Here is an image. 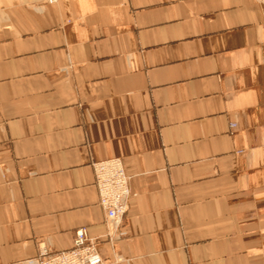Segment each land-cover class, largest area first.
Masks as SVG:
<instances>
[{
  "label": "crops",
  "instance_id": "0c3cea01",
  "mask_svg": "<svg viewBox=\"0 0 264 264\" xmlns=\"http://www.w3.org/2000/svg\"><path fill=\"white\" fill-rule=\"evenodd\" d=\"M0 0V264H264L259 0ZM233 125V127H232ZM132 194L109 236L92 162Z\"/></svg>",
  "mask_w": 264,
  "mask_h": 264
},
{
  "label": "built area",
  "instance_id": "2783aa9c",
  "mask_svg": "<svg viewBox=\"0 0 264 264\" xmlns=\"http://www.w3.org/2000/svg\"><path fill=\"white\" fill-rule=\"evenodd\" d=\"M233 127V125H232ZM98 194V205L103 210L109 236L119 239L124 233L119 230L122 217L129 208L132 194L129 177L126 175L120 158L98 160L91 164ZM24 264H115L102 258L93 240L87 237L84 228L76 230L73 248L50 253L40 248L37 258Z\"/></svg>",
  "mask_w": 264,
  "mask_h": 264
},
{
  "label": "bare ground",
  "instance_id": "6f19581e",
  "mask_svg": "<svg viewBox=\"0 0 264 264\" xmlns=\"http://www.w3.org/2000/svg\"><path fill=\"white\" fill-rule=\"evenodd\" d=\"M259 1H260V0H259ZM50 2L52 3V2H54V0H51ZM260 2L262 3V5H263V7H264V0H261Z\"/></svg>",
  "mask_w": 264,
  "mask_h": 264
},
{
  "label": "rangeland",
  "instance_id": "374dc122",
  "mask_svg": "<svg viewBox=\"0 0 264 264\" xmlns=\"http://www.w3.org/2000/svg\"><path fill=\"white\" fill-rule=\"evenodd\" d=\"M261 1V0H260ZM264 8V7H263Z\"/></svg>",
  "mask_w": 264,
  "mask_h": 264
}]
</instances>
